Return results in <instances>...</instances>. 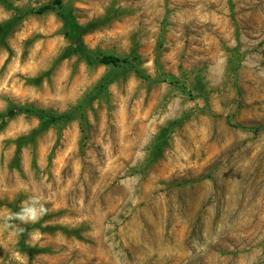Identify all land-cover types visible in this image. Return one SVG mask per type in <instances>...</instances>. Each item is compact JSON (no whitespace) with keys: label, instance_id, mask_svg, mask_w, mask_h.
I'll list each match as a JSON object with an SVG mask.
<instances>
[{"label":"rangeland","instance_id":"374dc122","mask_svg":"<svg viewBox=\"0 0 264 264\" xmlns=\"http://www.w3.org/2000/svg\"><path fill=\"white\" fill-rule=\"evenodd\" d=\"M52 1L0 0V264H264V0H63L90 58Z\"/></svg>","mask_w":264,"mask_h":264},{"label":"trees","instance_id":"16d2710c","mask_svg":"<svg viewBox=\"0 0 264 264\" xmlns=\"http://www.w3.org/2000/svg\"><path fill=\"white\" fill-rule=\"evenodd\" d=\"M50 9H54L56 13L63 19L67 28V35L72 40L73 44L76 48L85 54L88 58L90 54V50L86 47L84 41L82 40V36L84 33L89 30L90 24L87 26L79 25L75 22L73 14L68 11L64 5L63 0H53L51 5H44L41 9H39V13L46 12ZM26 13H21L18 17H15L9 20L6 23L0 24V36L7 34L16 24L17 22L25 16ZM139 57L133 56H120L117 54H103L97 57V61L102 64L113 65V66H122V65H130L132 66L136 72L143 78H148L149 76L138 66ZM71 117L70 113L52 115L50 118L52 121L57 122L64 118ZM264 128V126L256 127L255 130L258 131Z\"/></svg>","mask_w":264,"mask_h":264},{"label":"clouds","instance_id":"9594fccd","mask_svg":"<svg viewBox=\"0 0 264 264\" xmlns=\"http://www.w3.org/2000/svg\"><path fill=\"white\" fill-rule=\"evenodd\" d=\"M23 205L21 212L15 214L22 223H37L46 214L44 205L37 198L29 197Z\"/></svg>","mask_w":264,"mask_h":264}]
</instances>
